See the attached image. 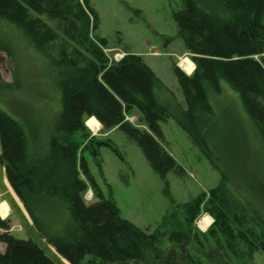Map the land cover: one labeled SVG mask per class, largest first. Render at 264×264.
Segmentation results:
<instances>
[{"label":"trees","instance_id":"trees-1","mask_svg":"<svg viewBox=\"0 0 264 264\" xmlns=\"http://www.w3.org/2000/svg\"><path fill=\"white\" fill-rule=\"evenodd\" d=\"M174 16L195 64L191 75L174 69L185 107L142 56L110 62L90 0H0V53L15 57L12 36L2 32L13 28L48 61L60 94V108L43 131L36 126L29 133L0 107L6 178L37 232L68 264H252L264 252V214L251 195L240 193L209 142L215 123L209 95L225 81L239 93L264 145V0H183ZM11 87L0 72V96ZM134 109L146 129L127 120ZM92 117L104 129L122 130L164 180L175 169L182 173L158 141L161 123L174 119L221 173L219 184L168 211L155 232L144 231L121 217L112 194L105 197L92 176L83 153L90 149L101 166L95 139L82 151L77 139L89 138ZM89 188L96 196L90 204ZM201 213L214 219L207 232L195 226ZM10 229L0 217V264H55L36 242Z\"/></svg>","mask_w":264,"mask_h":264},{"label":"rangeland","instance_id":"rangeland-1","mask_svg":"<svg viewBox=\"0 0 264 264\" xmlns=\"http://www.w3.org/2000/svg\"><path fill=\"white\" fill-rule=\"evenodd\" d=\"M90 1L100 15L101 24L97 34L105 44L102 45L110 62H119L128 54L142 56L185 107L174 69L178 67L191 75L195 64L179 37L174 16L183 8V0ZM2 32L12 36L15 57L0 53L1 75L5 82L12 84L11 89L0 96V107L25 125L29 133L30 128L36 126L40 129L43 127V131L60 108L57 82L48 61L26 46L13 28L3 26ZM183 62L184 65H181ZM209 100L215 113L209 142L217 154V162L243 189L240 193L251 195L257 208L264 214V145L258 129L245 111L239 93L227 82L222 81L221 91L211 92ZM89 119L86 120L89 138L79 135L77 139L83 143L81 151L89 139H95L91 146L98 148L101 166L90 149L83 153L92 176L105 197L112 194L121 217L148 233L156 231L168 211L201 194L208 196L221 180V173L172 118L161 123L164 137L158 141L175 158L182 173L175 169L167 174L165 180L151 168L142 149L122 130L104 129L99 121ZM93 120L99 126L98 130H94ZM127 120L146 129L137 109L127 114ZM9 186L0 139V202L7 201L14 212L12 215L8 206L2 203L0 206H7L8 209L0 210V214H9L8 219L4 218L10 222L9 232L20 239H32L55 264H68L29 223L28 218L31 219L28 213L27 218L19 210ZM85 200L88 204L96 201L92 188L85 193ZM213 223L214 219L209 214L201 213L195 226L207 232ZM4 251L5 245L0 242V253ZM83 264L99 263L88 259ZM252 264H264L263 251L255 254Z\"/></svg>","mask_w":264,"mask_h":264},{"label":"crops","instance_id":"crops-1","mask_svg":"<svg viewBox=\"0 0 264 264\" xmlns=\"http://www.w3.org/2000/svg\"><path fill=\"white\" fill-rule=\"evenodd\" d=\"M92 119H94V117H92ZM95 119H96V118H95ZM89 120H91V119H89ZM6 180H7V178H6ZM7 182H8V181H7ZM8 185H9V183H8ZM9 189H10V191L12 192L13 196L15 197V199H16V201H17V206H18L19 210H20V211L23 213V215L26 217L27 214H26V211H25V209H24V207H23V204L21 203L20 199L16 196V194L14 193V191L12 190V188H11L10 186H9ZM2 203H5V204L8 206V208L10 209V213L13 215L14 212H13L11 206L9 205V203H8L7 201H4V202H2ZM2 203L0 202V205H1ZM8 215H9V214H8ZM8 215H6V216H2V215L0 214V216L3 217L2 219H4V218L8 219V218H7ZM27 218H28V216H27ZM28 221H29V223H30L31 225H33L32 222L29 220V218H28Z\"/></svg>","mask_w":264,"mask_h":264},{"label":"bare ground","instance_id":"bare-ground-1","mask_svg":"<svg viewBox=\"0 0 264 264\" xmlns=\"http://www.w3.org/2000/svg\"><path fill=\"white\" fill-rule=\"evenodd\" d=\"M181 65H184V62L183 63H181ZM92 119V118H91ZM95 119V118H94ZM96 120V119H95ZM95 120H93V123H94V125H93V128H94V130H98L99 129V126L97 125V123H96V121ZM98 122V121H97ZM99 123V122H98ZM99 125L101 126V124L99 123ZM7 210L8 208H7V206H4V205H2V206H0V210ZM9 212V211H8Z\"/></svg>","mask_w":264,"mask_h":264}]
</instances>
